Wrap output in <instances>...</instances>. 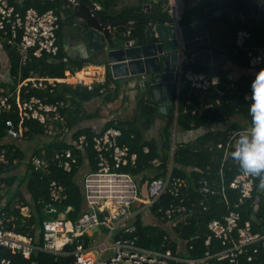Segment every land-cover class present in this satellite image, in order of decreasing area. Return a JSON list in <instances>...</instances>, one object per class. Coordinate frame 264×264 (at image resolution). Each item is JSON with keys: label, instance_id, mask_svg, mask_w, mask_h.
<instances>
[{"label": "trees", "instance_id": "trees-1", "mask_svg": "<svg viewBox=\"0 0 264 264\" xmlns=\"http://www.w3.org/2000/svg\"><path fill=\"white\" fill-rule=\"evenodd\" d=\"M96 1L101 8L93 11V0H78L74 6L68 5L66 0H8L15 10L22 13L28 7H34L39 12L55 10L59 15L57 38L60 44L55 57L47 53L40 57L29 55L27 61L22 64L16 47L3 40L2 45L8 62L6 70L13 77V82L7 83L10 91L15 90L18 78L23 79L32 75L62 78L65 76V70L75 72L86 64H100L98 60L91 57L73 58L67 54L62 45L66 24L77 26V34L84 37L91 28L101 31L108 47L112 48L122 45L126 38L124 33L129 26L128 21L131 20L133 21L131 37L136 38L138 42L143 40L148 23V15L142 7L144 0H140L138 5L122 6L114 10L116 0ZM163 1L166 0H159L152 10L157 17L167 18L169 15L161 11L160 3ZM186 12L185 10L184 18L190 15ZM76 18L78 22L74 21ZM238 29H246L250 33L244 47H238L235 44L234 36ZM215 40L220 46L227 48L226 63L202 65L199 61L186 62L184 69L202 71L208 76L217 75L219 81L205 89L191 88L188 82H182L178 95L173 96L169 110L165 114L158 137L145 136V130L152 127L160 113L157 112V105L150 96L142 93L138 97L137 112L133 116L108 120L98 130L100 132L109 126L121 129L119 143L126 144L129 151L136 154V158L132 164L122 166L119 170L139 176L140 188L151 178L167 176L168 173L169 181L182 180L179 198H182L181 204L187 207L183 215L174 213L172 222L167 224L169 219L165 215V210L180 200L166 190L150 205V211L157 221L144 223L138 213L132 221L135 230L124 234L125 237H134L139 246L147 249L170 248L173 255L179 258V260H172L170 264H187L185 259H200L204 257L205 251L208 250L214 254L224 247L221 241L213 236L210 243L205 244L207 236L211 234L207 224L213 218L221 219L226 213L227 206L220 193L222 185L230 202L237 200L239 195L237 190L228 186V183L242 170L238 162L229 155L232 146L227 149V154L224 156L225 144L232 131L251 127V116L248 111L251 97L246 98V94L251 95L254 75L256 71L264 67V16L252 23H244L238 19L234 24L224 28L221 36ZM249 49H253L255 53H260L262 56L261 62L255 67L250 66L247 55ZM64 57H67L66 61L62 60ZM104 62H106L105 59ZM234 68H237V72H234ZM105 70V81L95 84L91 89L72 82H55L54 85L48 84L41 89L22 87L23 98L34 95L46 102L63 103L58 105L57 114H51V122L41 123L34 118L22 119V125L25 128L23 135L32 140L30 153H27L17 140H4L5 118L10 116L17 124L19 115L17 113L0 115V155L3 156V160H0V182L5 183L6 186L0 195V201L4 199L1 210L13 214L14 217L7 221L8 228L25 234L35 233L42 220L48 217L44 209L51 202L49 183L52 180L61 183L66 193V198L59 204L55 203L54 206L58 210L68 205L72 206L73 210L68 213L72 220L80 215L83 209L80 170L86 167L88 170L97 169L96 152L92 142L97 131L83 123L99 116V108L96 106L88 109L85 103L99 94V89L107 87L112 80L108 64L105 65ZM4 85L6 83L2 82L3 87ZM116 92H108L103 100L106 102L113 100ZM68 101L69 103L66 104ZM175 111L177 115L174 119ZM174 123L178 131L200 129L202 131L193 139L184 141L175 139L173 143ZM54 128L59 130H53ZM67 133L70 134L69 137ZM80 135L86 137L88 144L82 149H75L72 146L73 141ZM47 137L50 138L37 139ZM145 147H147L146 151ZM67 148H72L74 158L70 171L60 167L59 158L56 157L57 153ZM31 156L46 158L47 167L42 169L32 165L27 160ZM154 159L158 160L157 165L153 163ZM21 166L22 173L17 171ZM262 178L257 177L251 197L246 198L239 207L240 225L249 221L251 231L259 233H264V190H260ZM204 181L214 187L215 193L199 190ZM15 204H29L30 215L22 216L19 207L14 206ZM162 224H167L170 228L167 229ZM117 236L119 233L115 234V237ZM38 243L42 245L41 238L38 239ZM246 253L253 255L252 261L247 262V254H245L240 257L238 263H231L228 260L218 261L215 258L209 259L208 263L264 264V252L261 248L253 253L252 248L249 247ZM2 259L9 260V264H74L73 255L54 254L35 249L29 258H25L0 245V264H3Z\"/></svg>", "mask_w": 264, "mask_h": 264}, {"label": "built area", "instance_id": "built-area-1", "mask_svg": "<svg viewBox=\"0 0 264 264\" xmlns=\"http://www.w3.org/2000/svg\"><path fill=\"white\" fill-rule=\"evenodd\" d=\"M66 1L68 5L72 6L78 3V0ZM184 1L166 0L160 3L161 11L169 15L167 18L172 20L175 26L184 15ZM215 1V6L209 7L212 11L211 22L215 24L219 21L222 22L221 24L224 27H229L232 25L233 14L236 15L234 23L238 19L243 22V17L246 15L243 10L227 8L225 0L223 2L219 0ZM158 3L159 0L143 2V11L148 15V18H152V13L154 12L152 7ZM222 4L225 7L221 9ZM92 8L95 11L101 8V6L95 2ZM224 12H227V15ZM132 24L133 21H128L129 26L124 33L126 36L124 43L127 46L135 45L137 42L136 38L131 37ZM58 28L59 15L53 9L39 12L34 7H28L22 13L15 10L8 0H0V115L17 113L20 117L17 124L12 117L8 116L5 118V137L7 138L19 140L23 137V131L25 130L22 125L23 118H34L41 123L51 122V114H57L58 105L63 104L62 102H46L34 95L23 98L21 96L23 86L41 89L48 84L54 85L55 82L71 81L75 84L85 85L91 89L95 84L104 82L99 81L96 75H92L90 81H85L84 78L74 77L73 74L76 71L65 70L67 74L62 78L33 75L23 79L18 78L15 90H9L7 83H12L13 77L6 70L8 62L6 61L7 56L2 41L5 40L8 44L16 47L22 64L27 61L29 55L40 57L44 53H47L51 57H55L60 49L57 38ZM249 36L248 30L238 29L234 36L236 46L244 47L245 41ZM62 45L65 50L63 43ZM194 55L193 51H182L177 59L167 112L173 96L178 95L182 82H188L191 88L205 89L210 84H215L219 81L217 75L208 76L202 71H194L190 68L184 69V63L198 61ZM247 55L251 67H255L261 62V54L255 53L253 49H249ZM62 60L66 61L67 57L62 58ZM106 63H102V66L105 67ZM88 65L90 64H86L83 67ZM2 82L6 83L4 87L2 86ZM139 82L142 88H144V79H141ZM113 88L115 86L111 82L107 87H101L99 94L86 102L85 106L88 109L93 108L103 100V97L108 92H112ZM161 91V89L158 92L156 91L160 97H162ZM250 97L251 95L246 94V98ZM175 103H177V100H175ZM176 115L177 111L174 112V119ZM173 128L172 138L174 141L176 137L175 123ZM250 128L246 127L231 132L225 144L224 156L227 154V149L234 144L239 133ZM120 136L121 129L115 126L106 127L100 132L97 131L93 136L92 142L96 152L97 169L87 170L81 178L83 209L77 219L72 220L68 216L69 211L73 210L72 206L68 205L62 210H58L54 206L55 203L59 204L66 198L64 186L56 180H52L49 183L51 202L44 209L48 217L42 220L40 227L37 228L34 234H25L7 227V221L14 217L13 214L1 210L4 204V199H2L0 201V245L9 248L14 253L21 254L25 258H29L35 249H41L54 254L73 255L74 264H170L172 260H179L178 257L173 255L170 248L147 249L139 246L134 237L129 238L124 235L126 232H133L135 230V226L132 223L123 224L122 220L133 203L141 201L146 205H151L166 190L173 197L179 198V187L183 182L180 179L169 181V173L167 176L153 177L145 184L146 198L140 199L139 176L119 170L122 166L132 164L136 158V154L130 152L126 144L119 143L118 139ZM87 144L86 137L80 135L73 141L72 146L75 149H82ZM146 150L147 147H145ZM56 157L59 158L58 165L60 167L66 171L71 170L72 163L74 162L72 148H67L57 153ZM0 160H3L2 155H0ZM27 160L35 167L42 169H45L48 163L46 158L37 156H31ZM153 163L157 165L158 160L154 159ZM256 179L257 177H250L243 171H240L233 177L228 186L239 193L237 200L234 202H230L227 199L225 187L224 185L221 186L220 193L226 203L227 210L221 219L213 218L208 222L207 227L211 234L207 236L205 244L208 245L211 236H213L218 238L224 247L214 254H211L207 250L204 253V257L200 259H185L187 264H209L208 260L211 258H215L218 261L228 260L231 263H238L240 257L245 254H247L246 260L249 262L253 260V255L246 253L249 247L252 248L253 253L258 252L259 248L264 252V233L252 232L249 221H245L243 225L239 223L241 218L239 207L246 198L251 197ZM262 183H264V177L260 180V185ZM4 187L5 183L0 182V195ZM199 190L212 194L215 193L214 187L210 186L206 181L201 184ZM260 190H264V188ZM179 200L177 204H173L165 210V215L169 219L167 224L172 222L174 213L183 215L186 212L187 207L181 204L182 198H179ZM14 206L19 207L22 216L30 215L31 207L29 204H15ZM100 227L105 229V240L101 241L99 246L92 247L93 242L102 235V232H99L95 236V232L99 231ZM116 233H119V236L115 237ZM39 238L42 239V245L38 243ZM110 239L111 243H109ZM107 248H112L113 254L108 258L102 259L101 255ZM95 250H97V254L94 253ZM1 262L9 264V260L2 259Z\"/></svg>", "mask_w": 264, "mask_h": 264}, {"label": "water", "instance_id": "water-1", "mask_svg": "<svg viewBox=\"0 0 264 264\" xmlns=\"http://www.w3.org/2000/svg\"><path fill=\"white\" fill-rule=\"evenodd\" d=\"M213 2L216 3L215 0ZM225 5L232 10H243L246 14L243 17L244 23H252L264 16V0H225ZM152 14V18H148L145 37L141 42L137 40L131 46L123 42L121 46L109 48L104 35L91 28L86 36L87 48L90 52L104 51V58L115 78L152 73V80L145 83L144 89L158 105L157 111L166 114L176 62L182 51H193L202 65L224 63L228 56L227 49L210 38L214 27L211 9L203 6L199 11L190 13L189 17H182L176 26L169 18L157 17L155 12ZM235 16L233 14L232 24ZM159 89L162 90V97L157 95Z\"/></svg>", "mask_w": 264, "mask_h": 264}, {"label": "crops", "instance_id": "crops-1", "mask_svg": "<svg viewBox=\"0 0 264 264\" xmlns=\"http://www.w3.org/2000/svg\"><path fill=\"white\" fill-rule=\"evenodd\" d=\"M20 1V0H18ZM96 0H93V2L95 3ZM149 2V0H144ZM208 0H205V5L207 6ZM140 2V0H121L119 3L120 5L117 8H120L122 6H135L138 5ZM96 3H98L96 1ZM211 6H215V3L211 2L210 4ZM202 3L199 4L197 1H195L192 5V13L197 12L201 9ZM116 8V9H117ZM225 15H227V12H224ZM222 23V22H221ZM68 25V24H66ZM216 26H218V24H214V27L211 29L210 32V38L216 42V38H218V31L219 28L217 29ZM222 27V25H221ZM223 28H227L226 26L222 27ZM62 43L64 44V48L67 51V54L70 57H77V58H86V57H91L94 60H98L100 62V64H90L86 67H82L80 70H78L76 72V76L79 77H83L85 79V81H90L91 80V76L92 75H97V79L99 81H105L106 79V70L105 67L102 66V63H106L104 62V51L103 50H97V52L93 51L90 52L88 51V42L86 37L79 35V34H75V35H71V33L69 32V29H67L66 26H64V30H63V37H62ZM95 52V53H94ZM103 61V62H101ZM107 64V63H106ZM234 72H237V68L233 69ZM112 76V74H111ZM141 78H139L137 81H131V83L128 82H121L119 83L117 78L112 76V80H110L111 83L114 84L115 88H113L112 92H116L115 93V97L113 100L111 101H105L102 100L101 102H99L97 105H95L94 107L98 106L99 108V116L97 117H93L91 119H88L86 121H84L83 125L86 126H90L92 127V129L98 131L106 121L111 120V119H124V118H128L133 116V109L136 108V112H137V100L138 97L141 95V93H139L140 89L144 90V88H142L140 82ZM109 82V83H110ZM117 89V90H116ZM107 104V105H106ZM128 104L126 107L125 105ZM156 104V103H155ZM157 105V104H156ZM158 107V105H157ZM158 112V111H157ZM154 126H152L151 128L155 129V134L154 135H148V131H151V129H147L145 130V136L146 137H151V136H157L159 135V130L161 129V126L164 123V119H159V117H157L155 119V121L153 122ZM153 125V124H152ZM202 131V129L197 130V131H181L179 132V134L175 137L176 140L178 141H184V140H188V139H193L195 138L200 132ZM4 140L6 141H13V139L7 138L5 137ZM172 142H175V140ZM156 165V164H155ZM81 182V180H80ZM146 189H145V185L140 188V194L139 197L140 199H144L146 198ZM140 214L141 216V220L144 223H153L156 222L157 219L156 217L151 213L150 211V205H146L145 203H142L141 201H137L135 203H133L129 210L128 213L125 217H123V224H129L132 223V221L134 220L136 214ZM163 225V224H162ZM163 226H165V228L169 229V225L164 224ZM105 232V229L103 227H100L99 231L95 232V236L98 235V233L100 232ZM94 233V231H93Z\"/></svg>", "mask_w": 264, "mask_h": 264}, {"label": "clouds", "instance_id": "clouds-1", "mask_svg": "<svg viewBox=\"0 0 264 264\" xmlns=\"http://www.w3.org/2000/svg\"><path fill=\"white\" fill-rule=\"evenodd\" d=\"M251 87V128L239 133L229 155L250 177H264V67L256 71Z\"/></svg>", "mask_w": 264, "mask_h": 264}, {"label": "rangeland", "instance_id": "rangeland-1", "mask_svg": "<svg viewBox=\"0 0 264 264\" xmlns=\"http://www.w3.org/2000/svg\"><path fill=\"white\" fill-rule=\"evenodd\" d=\"M121 0H116V2H115V4H114V8H113V10L114 9H116L119 5H120V2ZM195 1H197L199 4H201L202 3V6H201V8H203V6H204V2H205V0H185L184 1V4H185V10L187 11L186 12V14H190V13H192V5H193V3L195 2ZM185 14V15H186ZM75 22H78V19L76 18L75 20H74ZM66 27H67V29H69V32L71 33V35H77V33H78V30H77V26H74V25H72V24H68V25H66ZM216 28L218 29L219 28V26H216ZM217 34H219V31H218V33ZM95 52H97V51H95ZM94 52V53H95ZM77 72V71H76ZM67 74V72H65V75ZM74 75V77H76V73L75 74H73ZM98 76V74L96 75V77ZM139 78H141V79H144V81H145V83L147 84L150 80H152V73H145L144 75H137V76H133V75H129V76H125V77H118L117 78V80H118V82L119 83H121V82H128V83H131V81H137ZM71 82V81H70ZM139 82V81H138ZM72 83H74V82H72ZM139 93H142V94H144L145 96H148L149 97V94H148V92L146 91V89H144V90H141L140 89V91H139ZM69 103V101L68 102H66V104H68ZM107 105V104H106ZM128 104H126L125 105V107L127 106ZM136 108H134L133 109V114L134 113H136ZM158 117H159V119H164L165 118V114H163V113H160L159 115H158ZM57 126V125H56ZM152 126H154V123H153V125ZM55 127V126H54ZM212 128H213V126H211ZM208 128V127H207ZM151 129V131H148V135H154L155 134V129L154 128H150ZM204 129H206V128H204ZM53 130H59V128H54ZM179 132H181V131H178V130H176V136L179 134ZM70 136V134L69 133H67V137H69ZM156 136V135H155ZM156 137H158V135L156 136ZM50 137H47V138H37V139H39V140H42V139H44V140H47V139H49ZM35 139V138H34ZM19 143H20V145H22L24 148H25V150H26V152L27 153H30L31 151H32V143H31V141L32 140H29V139H27V137L26 136H24L23 135V137L21 138V139H19V140H17ZM88 169H87V167L86 168H81V172H80V176H79V179L81 180V178H82V176H83V174L87 171ZM18 172H20V173H22L23 172V167L21 166L18 170H17ZM5 188H6V186H5ZM4 188V189H5ZM105 232L103 231L102 232V235L99 237V238H97L94 242H93V245H92V247H97V246H99V244H100V242L101 241H103V240H105ZM109 243H111V239L109 240ZM94 253L95 254H97V250H95L94 251ZM113 254V249L112 248H107L103 253H102V255H101V258L102 259H105V258H108V257H110L111 255Z\"/></svg>", "mask_w": 264, "mask_h": 264}, {"label": "flooded vegetation", "instance_id": "flooded-vegetation-1", "mask_svg": "<svg viewBox=\"0 0 264 264\" xmlns=\"http://www.w3.org/2000/svg\"><path fill=\"white\" fill-rule=\"evenodd\" d=\"M211 2H213V0H208L207 3H206V4H208V5L205 6V7H206V8L211 7V5H210ZM204 5H205V3H204ZM222 5H223V6H222ZM222 5H221V9L225 7L224 4H222ZM216 24H218V26H219V35H218V37H219V36H221V34H222L224 28L222 29L223 25L221 24V22L218 21ZM221 25H222V27H221Z\"/></svg>", "mask_w": 264, "mask_h": 264}, {"label": "bare ground", "instance_id": "bare-ground-1", "mask_svg": "<svg viewBox=\"0 0 264 264\" xmlns=\"http://www.w3.org/2000/svg\"><path fill=\"white\" fill-rule=\"evenodd\" d=\"M76 77H79V76H76ZM81 78H83V77H81Z\"/></svg>", "mask_w": 264, "mask_h": 264}]
</instances>
